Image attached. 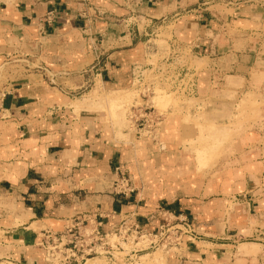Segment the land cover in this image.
<instances>
[{
    "label": "crops",
    "instance_id": "0c3cea01",
    "mask_svg": "<svg viewBox=\"0 0 264 264\" xmlns=\"http://www.w3.org/2000/svg\"><path fill=\"white\" fill-rule=\"evenodd\" d=\"M258 3L0 1V45H18L10 55L0 52V62H23L27 68L8 79L0 100V126L6 127L0 134V197L18 202L24 212L17 227L0 223V261L45 264L41 232H59L74 217L94 212L135 216L143 230L154 234L161 224L159 205L193 219L192 229L203 235L184 236L172 253H166V264H236L233 252L239 240H262L264 119L255 129L254 143L226 167L227 176L212 182L183 180L171 196L170 184L154 181V188L167 186V191L156 192L151 207L137 208L127 202L119 205L110 195L112 159L124 157L125 147L104 118L84 111L76 114L67 107L69 99L97 78L108 88L130 86L133 66L165 54L155 53L153 46V37L164 29L163 18L167 26H174L170 35L179 39L173 42L180 54L187 51L205 65L197 72L193 98L216 93L218 103L230 104L221 96L247 90L264 100V50L252 43L254 27L264 26V0ZM20 46L28 49L24 60L17 59ZM115 222L104 220L103 232ZM253 246L264 250L263 244ZM252 255L243 256L244 264H251Z\"/></svg>",
    "mask_w": 264,
    "mask_h": 264
},
{
    "label": "rangeland",
    "instance_id": "374dc122",
    "mask_svg": "<svg viewBox=\"0 0 264 264\" xmlns=\"http://www.w3.org/2000/svg\"><path fill=\"white\" fill-rule=\"evenodd\" d=\"M249 4L260 6L258 0H252ZM163 28L159 29L153 37L154 46L157 51H165L164 53L168 54L167 42L169 40L170 43L178 42L179 39H172L170 35L174 26L164 25ZM252 43L259 44L262 51L264 50V26L262 27V24L260 26L257 24L254 27ZM17 46V43L13 45L12 42L1 44L0 52L10 55ZM20 49V57L17 59L24 60L23 54L28 53V49L24 46H20ZM167 54L151 55L144 65L155 66L157 61ZM181 61L187 64L190 69H194L195 72L205 68L203 63L191 57L187 51L181 55ZM7 63L4 59L3 62H0V100L5 92L6 83L10 82L8 79L13 75H21L23 70H27L23 66V62L9 66ZM151 74L152 72H145L147 77H150ZM256 90H259L258 86ZM221 97L224 100H229L230 104L218 103L221 98L216 93L206 99L186 98L173 94L167 89L157 88L155 95L148 100L153 117L146 128V133L140 137L135 135L133 126L128 119L130 107L133 104L137 106L141 104L137 92L131 85L122 88H108L104 87L100 79L97 78L91 86L69 99L67 107L74 108L73 111L76 114L79 111H84L104 118L117 141H120L125 147L123 154L126 152V155L124 154V157L112 159L110 189L112 199L119 205H124L127 202L137 208L143 206L149 208L152 204L150 201L156 200L154 199L157 197L154 195L156 192L167 191V186L162 190L154 188L156 186L154 181L170 184V190L168 189L170 196L178 190L177 188L181 186L183 180L201 178L205 181H216L221 176H227L226 167L231 166L234 159L242 154L248 144L254 143L255 129L262 125L264 119L262 96L259 93L255 94L246 90ZM3 131L6 132V127L1 129L0 126V134ZM19 132L22 133V130ZM1 144L2 140L0 139V147L3 146ZM222 169H224L223 172H221ZM121 193H125V195H121ZM157 194L159 195V193ZM161 196L164 195L161 194ZM159 206L158 211L161 214H170V220H174L173 217L178 216L186 217L179 212L170 211L169 213L164 206ZM228 206L231 208V205ZM23 214L22 207L18 205V202L6 196L0 197V223L2 221L4 223L12 222L13 226L17 227L22 223L20 220L23 218ZM186 218L192 225L193 219ZM195 235L199 238L203 236L193 229V236ZM260 238L262 240L244 237L238 241L233 252L236 264H244L246 259L243 256L250 253L253 254L249 258L251 264H264V250L260 251L258 249L260 247L253 246V244L264 245V236ZM240 244L244 245L239 246ZM246 249L250 251H246ZM242 250L244 251L242 252ZM166 253V250L162 249L149 252L141 256L136 264H166L168 257ZM0 256L3 257V254L0 253ZM86 264H105V262L102 259H96L86 262Z\"/></svg>",
    "mask_w": 264,
    "mask_h": 264
},
{
    "label": "built area",
    "instance_id": "2783aa9c",
    "mask_svg": "<svg viewBox=\"0 0 264 264\" xmlns=\"http://www.w3.org/2000/svg\"><path fill=\"white\" fill-rule=\"evenodd\" d=\"M251 1L235 0L245 4ZM160 22L161 26L167 25L168 19L163 18ZM168 46V54L165 53L167 55L155 66L136 65L131 69V87L137 92L141 104L130 107L128 119L138 137L146 133L153 117L148 100L155 95L157 88L186 98L196 96L198 73L181 61L180 48L175 42H169ZM147 71L152 72L150 77L145 75ZM158 216L161 224L154 234L143 230L135 216L121 212L77 216L59 232H41L39 248L43 251L45 264H86L88 260L96 259H102L105 264H136L149 252L160 249L169 252L180 245L184 236L193 237V229L186 217L170 220V214L159 213ZM104 220L117 222L103 232ZM3 262L14 264L9 258Z\"/></svg>",
    "mask_w": 264,
    "mask_h": 264
},
{
    "label": "bare ground",
    "instance_id": "6f19581e",
    "mask_svg": "<svg viewBox=\"0 0 264 264\" xmlns=\"http://www.w3.org/2000/svg\"><path fill=\"white\" fill-rule=\"evenodd\" d=\"M88 97H89V96H88ZM89 100H90V99H89ZM110 105H111V107H112V104H110ZM113 105H114V104H113ZM76 108H77V107H76ZM76 108H75V109H76ZM73 109H74V108H73ZM140 258H141V257H140ZM91 261H92V260H91ZM91 261H90V260H88L87 262H91Z\"/></svg>",
    "mask_w": 264,
    "mask_h": 264
}]
</instances>
